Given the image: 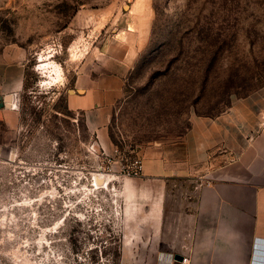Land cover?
Returning <instances> with one entry per match:
<instances>
[{
	"label": "rangeland",
	"instance_id": "374dc122",
	"mask_svg": "<svg viewBox=\"0 0 264 264\" xmlns=\"http://www.w3.org/2000/svg\"><path fill=\"white\" fill-rule=\"evenodd\" d=\"M0 39L28 51L19 127L0 138V264L175 263L197 183L149 170L192 118L264 86V0H0ZM112 70L102 149L66 96Z\"/></svg>",
	"mask_w": 264,
	"mask_h": 264
},
{
	"label": "crops",
	"instance_id": "0c3cea01",
	"mask_svg": "<svg viewBox=\"0 0 264 264\" xmlns=\"http://www.w3.org/2000/svg\"><path fill=\"white\" fill-rule=\"evenodd\" d=\"M27 62L26 49L0 39V138L19 127ZM123 85L116 70L81 73L67 91V107L84 114L102 149L109 148L108 122ZM160 155L151 173L197 183L192 200L178 202L179 228L170 231L174 257L185 264H264V86L233 99L219 115L192 118L174 150L162 148Z\"/></svg>",
	"mask_w": 264,
	"mask_h": 264
},
{
	"label": "built area",
	"instance_id": "2783aa9c",
	"mask_svg": "<svg viewBox=\"0 0 264 264\" xmlns=\"http://www.w3.org/2000/svg\"><path fill=\"white\" fill-rule=\"evenodd\" d=\"M142 172V164L137 161L135 162V164L132 166V168L127 172L128 175H131L133 177H137L141 174ZM186 263V259H183L180 264H185Z\"/></svg>",
	"mask_w": 264,
	"mask_h": 264
},
{
	"label": "bare ground",
	"instance_id": "6f19581e",
	"mask_svg": "<svg viewBox=\"0 0 264 264\" xmlns=\"http://www.w3.org/2000/svg\"><path fill=\"white\" fill-rule=\"evenodd\" d=\"M53 70H54V71H53V74L51 75V79H52V80H55V81H56V80H59V79L61 80V77H62V76H61V74H62V73H61V68H59L58 66H54ZM54 72H55V74H56L55 77H54ZM44 73H45V72H44ZM51 73H52V72H51ZM62 79H63V78H62ZM99 175H100V174H99ZM101 177H102V175H101ZM98 179H99V178L96 176V177H95V180H96L97 182H99ZM96 181H95V182H96Z\"/></svg>",
	"mask_w": 264,
	"mask_h": 264
},
{
	"label": "water",
	"instance_id": "95a60500",
	"mask_svg": "<svg viewBox=\"0 0 264 264\" xmlns=\"http://www.w3.org/2000/svg\"><path fill=\"white\" fill-rule=\"evenodd\" d=\"M174 259H175L176 261H179V262H181V261L183 260L181 256H176V257H174Z\"/></svg>",
	"mask_w": 264,
	"mask_h": 264
},
{
	"label": "trees",
	"instance_id": "16d2710c",
	"mask_svg": "<svg viewBox=\"0 0 264 264\" xmlns=\"http://www.w3.org/2000/svg\"><path fill=\"white\" fill-rule=\"evenodd\" d=\"M25 89H26V85H25Z\"/></svg>",
	"mask_w": 264,
	"mask_h": 264
}]
</instances>
